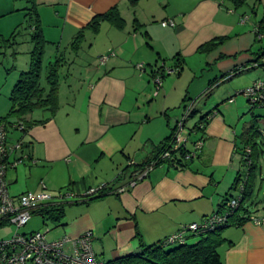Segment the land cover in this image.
<instances>
[{"label": "crops", "instance_id": "1", "mask_svg": "<svg viewBox=\"0 0 264 264\" xmlns=\"http://www.w3.org/2000/svg\"><path fill=\"white\" fill-rule=\"evenodd\" d=\"M257 3L245 10L247 3L239 5L235 0H34L45 47L56 53L59 68L61 60L67 62L65 52L73 59L87 39L97 54L87 72L89 88L83 96L82 117L72 129L64 120L58 121L57 115L47 113L48 121L31 125L25 135L11 137L12 141L21 139L24 146L15 156L29 155L20 163L26 166L24 172L45 176L58 188L56 193L73 194L64 198L60 221L53 220L60 237L92 231L96 257L107 262L137 252L140 239L155 244L185 225L201 222L234 194L244 169V132L255 124L260 134L257 142L264 134V107L249 109L247 99L237 93L249 87L237 81L240 77L252 75V83L264 79V67L254 66L264 52V36L256 31L264 19V0ZM109 11L118 14L121 25L98 19ZM167 19L174 20L175 26H163ZM93 21L97 25H91ZM209 42L216 45L201 50ZM198 53L204 54L209 70L205 90L211 81L221 80L202 98L203 104L199 100L196 105L198 118L211 112L204 131L193 138H202V150L187 167H154L146 178L129 187L135 164L151 157L178 121L177 112L172 111L176 105L169 103L177 80L164 78L154 93L159 96L163 91L161 109L150 111L153 101L148 109L144 102V113L139 116L132 93L138 90L136 95L144 101L153 100L150 83L160 62L169 59L172 68L180 60L184 69L185 61ZM103 55H109L106 62L101 61ZM141 63L143 71L138 68ZM195 93L188 89L182 100L192 99ZM59 102L61 108L60 96ZM154 117L159 119L155 124ZM139 126L142 133L136 137ZM263 155L260 148L252 181L254 197L258 175L261 177L255 199L261 209L253 213L244 208L238 214L262 222L251 219L223 229L225 241L218 248L221 264H264ZM18 166L8 169L9 187L19 180ZM105 184L110 185L102 197H85L88 189ZM120 187L126 190L117 192ZM20 189L11 194L39 186L26 182Z\"/></svg>", "mask_w": 264, "mask_h": 264}, {"label": "trees", "instance_id": "2", "mask_svg": "<svg viewBox=\"0 0 264 264\" xmlns=\"http://www.w3.org/2000/svg\"><path fill=\"white\" fill-rule=\"evenodd\" d=\"M28 3L32 5L28 8V25L32 31V39L35 42V48L31 52L30 65L28 70H22L19 78L17 79L16 84L13 86V89L10 94V109L6 117L0 119L1 121L7 120L8 117H14L16 120H21L27 124V127L30 128L31 125L37 123H45L48 121V118H44L41 120H32L28 118L29 115L35 109H42L44 111H48L50 117L54 116L60 108L59 102V79H58V70H59V60L56 59L55 62L51 63L47 68V73L45 74V80L47 85L43 86L42 84V76H43V54L46 46V40L43 38L41 34V25L38 18V13L35 11L34 0H26ZM239 5L244 4L246 0H235ZM118 14L113 13V11L106 12L98 17V19L109 20L113 23L122 24V19L117 16ZM91 25H97L98 21L91 22ZM264 19L260 22V28H257V35L262 38L264 36ZM216 43L209 42L201 47V50H210ZM264 57V52L261 53V56L255 60V67H264L262 64V58ZM164 66H160L153 71L154 73L158 71H162ZM176 69V73L180 74L182 71V61L178 60L177 64L173 67ZM236 73V72H235ZM173 75V74H170ZM169 75H162V80ZM221 80H213L199 97L195 99L184 98V101L192 100L195 103V107L190 112V114L182 119L185 123L191 117H194L197 114V102L200 98L207 96L211 89L217 85ZM163 84V82H162ZM162 87V85H161ZM160 87V88H161ZM158 88V90L160 89ZM243 91V90H241ZM239 91V92H241ZM237 92V93H239ZM246 98V97H245ZM247 99V98H246ZM248 102V100H247ZM191 103V102H190ZM249 104V103H248ZM188 105H183L184 113L186 112ZM264 105H253L250 106L249 109L253 108H261ZM211 112L200 116L195 124L189 128L188 131L190 133H200L203 132L207 122L211 118ZM178 120L176 125L173 126L172 132L169 137H167L158 147H156L155 152L151 155V157L147 158L141 164H135L137 169L133 172L134 176L136 173L141 172L147 167L152 166L157 167L163 164L174 165L176 167H187L188 164L194 159H186V155L189 152H192V147L186 144H179L178 149H174L175 139H174V131L177 129V125L182 121ZM190 133L189 135L190 138ZM259 134V129L255 124L247 129V132H244L245 135V145L242 148V159H243V170L242 174H240L237 178V182L235 183V190L239 189L240 193L238 195H230L227 196L219 208L214 211L212 214L206 216L201 222H207V219L216 213L223 215L226 219L221 222H216L212 227L206 226L203 229V232H189L185 235L184 240L182 242L177 243H168L167 240L171 236L164 238L163 240L155 243V244H146L142 239L139 240V250L137 252H133L129 255L116 258L107 262H102L100 260L99 264H221V258L218 251V248L224 243L225 239L222 237L221 232L223 229L233 226L240 225L247 220H251L249 216H239V210L244 209L242 205L243 201L247 199H251L253 195V176L258 167L256 164L257 157L259 155L260 148L264 149V134L261 133L262 139L257 142L256 138ZM260 135V134H259ZM170 138V139H169ZM202 139V138H201ZM199 140V139H198ZM189 141V140H188ZM197 141V140H196ZM196 141L191 140L192 144ZM176 150V151H175ZM173 153L175 156L170 154L169 157H162L164 153L168 152ZM171 151V152H170ZM180 153V154H179ZM198 156V155H197ZM172 157V158H171ZM170 159V161H169ZM162 162V163H161ZM152 170V169H151ZM150 170V171H151ZM149 171V173H150ZM148 173V175H149ZM244 176V177H243ZM242 180V184L239 187V183ZM110 185V184H109ZM108 184H105L101 188L98 195L92 196L90 198L102 197L106 190L108 189ZM24 193V192H23ZM231 197H240L241 202L237 207L225 208L227 202L231 199ZM36 212V213H35ZM34 214H40L43 218H51L54 221H60L63 216V206L62 204L51 205L47 207H43ZM32 215V216H33ZM30 222V221H29ZM176 233V232H175ZM191 237H199L198 240L192 243H188V239Z\"/></svg>", "mask_w": 264, "mask_h": 264}, {"label": "rangeland", "instance_id": "3", "mask_svg": "<svg viewBox=\"0 0 264 264\" xmlns=\"http://www.w3.org/2000/svg\"><path fill=\"white\" fill-rule=\"evenodd\" d=\"M245 3H247L244 6L245 10H250L251 8H253L255 3L256 5H258L257 0H246ZM31 5L32 4L28 3L26 0H0V119L6 117L9 112L10 94L13 89V86L17 82L19 72L23 69L28 70L31 59V52L35 48V42L32 39V31L27 21V19H29V16L27 14L29 11L28 8H30ZM90 44L91 39L85 40L84 43H82L77 56L73 57L72 59V54L65 52L64 58L67 60V62L65 60L60 61L62 63V66L58 70V79L61 108L55 114V116L57 115L58 121L64 120V124L66 126L68 125L70 129H72L71 126L74 127L82 117L81 111L83 110L84 104L83 96L88 93L89 88V84L87 81V72L88 68L90 67V65H92L94 59L97 56V54H95L96 47L90 48ZM55 54L56 53L49 52V49L45 47L43 54V86L47 85L45 80V74L47 73L48 66L51 63L55 62ZM201 56H203V58H201ZM203 59L204 54L198 53L188 59V61H185L184 69L182 70L181 74H173L166 77V79L170 78L172 80H177L176 84H173L172 87H175L178 92L175 93V88L172 89L173 93L169 96V103L176 105L175 108L172 109V111L177 112L176 115L178 116V120H182L184 118L185 114L183 105H187L192 102V100L183 102L182 98L183 95L186 94V91L188 89L196 91L197 93H195L194 97L192 96V99H195L199 97L205 90L207 80L206 75L208 74L209 70ZM160 65H163L166 68H171L170 66H173V63L171 60L167 59L164 63L160 62ZM246 76L240 77L237 81L243 85H247L245 87H250L253 84V78H251L252 75ZM150 86L152 89V96V92L154 95V93L157 91V88L154 81H151ZM136 88L140 89L141 84L138 83ZM136 91L132 93L131 98L136 115L144 113V102L145 106H147L148 109V103L153 101V105L149 106L150 111L161 109V102L163 100L162 90H160L159 96L154 95L153 100L151 101H144V98L142 96L136 95ZM237 91L239 92V90ZM236 92H234V94L237 95ZM140 93L142 92H140L139 90V94ZM240 96L243 97L244 95ZM199 100V103L202 102L201 104H203L202 98H200ZM222 103L224 102H221V104ZM47 113L48 111H44L42 109H35L32 114L28 116V118L32 120L46 118ZM198 116L199 115L195 116L194 118L191 117L186 122V126L184 129V133L186 135L189 133L188 128L193 126L194 122L198 119ZM248 117L249 116H246L245 119H247ZM14 120H16L14 117H8L5 121L12 122ZM157 120L159 119H156V117H154L152 119L153 124H155ZM141 130L142 127L139 126V130H137L136 137H138L142 133ZM21 135L24 134L14 132L10 134V137L18 138ZM196 135L197 133L195 132H193V134L192 132L190 133L188 146L193 147L191 140L196 137ZM262 159L264 160V155L262 156ZM25 167V164H19L17 170L19 180L10 185V193L14 194L18 191H21V185L25 186L26 182H36L39 186V189H29V191L31 190L33 192H38L42 190L41 182H44L47 186V191L50 192L52 196L56 197L58 195V192H55V190H57L58 188L53 187V185L50 184L48 178L43 175L40 176L38 175V173H33L30 175V172L28 170L24 172ZM260 180L261 177L258 175V181L260 182ZM259 182L257 183L254 197L252 196L251 199H247L246 201L242 202L244 208H249L253 213H257V208L261 209V207L258 206L257 203H255V199H257L256 192L259 190ZM242 183L243 182L241 180V182L239 183V187ZM239 193V189H236L234 191V195H238ZM260 197L262 196L260 195L259 198ZM54 226L55 222L51 218L45 219L42 218L41 215H34L27 225L20 228L19 232L27 234L31 231H45L49 229L47 230V237L50 240H54L60 238L61 235L59 227ZM16 229L17 226L15 224H6L4 226H1L0 239H9L14 235ZM198 239L199 237H191L188 239V243L195 242Z\"/></svg>", "mask_w": 264, "mask_h": 264}, {"label": "built area", "instance_id": "4", "mask_svg": "<svg viewBox=\"0 0 264 264\" xmlns=\"http://www.w3.org/2000/svg\"><path fill=\"white\" fill-rule=\"evenodd\" d=\"M246 18L243 19V21ZM162 25L174 27V20H164ZM109 55L101 56V61L106 62ZM264 64V57L262 58ZM258 65V64H255ZM138 68L144 70V64H139ZM176 73L175 68L164 67L162 71L154 73L153 81L156 88H160L163 82L162 75H170ZM238 94L244 95L250 106L264 105V79L255 81L250 87L244 89ZM195 107V103L191 102L185 112V119ZM30 128L21 120L12 122H0V227L6 224H15L16 232L9 239H0V264H99L96 254L93 249V234L88 230L77 237L69 235L62 236L58 239L50 240L47 237V230L32 231L29 233L19 232L20 228L29 223L32 215L40 208L62 204L64 198L72 197L70 192L52 196L47 191V186L41 182L42 190L38 192L26 191L18 195H12L9 192V184L7 181V172L9 168H16L25 159L29 158L28 154L15 156L17 152L23 151L24 146L21 139L12 141L10 134L19 132L26 134ZM183 120L177 125L174 131L175 146L178 149L179 144L188 143L189 137L184 133ZM203 140H197L192 147V152L187 153L186 159L196 158L202 150ZM22 153V152H21ZM162 157H169L170 153L162 154ZM36 160H33L35 163ZM152 166L147 167L129 181V187L134 186L138 181L146 178ZM90 188L86 191L85 197L98 195L101 188ZM125 187H120L117 192L125 191ZM241 202V198H234L227 202L225 208L237 207ZM226 218L223 215L216 213L211 215L207 222H195L183 226L179 231L172 234L167 242L177 243L182 242L184 237L189 232H203L206 226H213L216 222L224 221ZM257 224H261L262 220L252 218Z\"/></svg>", "mask_w": 264, "mask_h": 264}, {"label": "bare ground", "instance_id": "5", "mask_svg": "<svg viewBox=\"0 0 264 264\" xmlns=\"http://www.w3.org/2000/svg\"><path fill=\"white\" fill-rule=\"evenodd\" d=\"M184 114H185V113H184ZM187 121H188V120H187ZM187 121H186V122H187ZM185 125H186V123H185ZM192 134H193V133H192ZM169 139H170V138H169ZM189 139H190V138H189ZM175 151H176V150H175ZM168 152H169V151H168ZM170 152H171V151H170ZM171 153H172V152H171ZM171 153H170V154H171ZM173 153H174V152H173ZM173 153H172V154H173ZM172 154H171V155H172ZM179 154H180V153H179ZM172 156H175V155L173 154ZM171 158H172V157H171ZM169 161H170V159H169ZM161 163H162V162H161ZM108 185H109V184H108ZM103 189H104V187H103ZM40 209H41V208H40ZM35 213H36V212H35Z\"/></svg>", "mask_w": 264, "mask_h": 264}]
</instances>
